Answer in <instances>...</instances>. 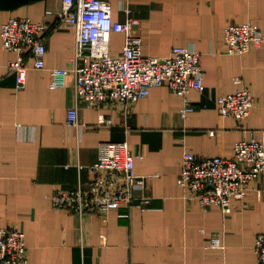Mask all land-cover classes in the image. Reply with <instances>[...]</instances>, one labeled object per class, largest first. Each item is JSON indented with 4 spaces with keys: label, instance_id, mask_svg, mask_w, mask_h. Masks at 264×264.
<instances>
[{
    "label": "crops",
    "instance_id": "0c3cea01",
    "mask_svg": "<svg viewBox=\"0 0 264 264\" xmlns=\"http://www.w3.org/2000/svg\"><path fill=\"white\" fill-rule=\"evenodd\" d=\"M113 19L124 21L123 8L135 20L145 55L167 57L175 46L200 54L205 89L189 93L193 110L165 86L126 113L119 103L92 109L75 99L72 76L64 88H51V70L68 66L74 32L52 30L46 41L44 70L29 68L26 86L15 88L0 54V226L17 227L26 239L24 264H257L254 243L264 231V181L248 187L246 205L233 200L223 215L186 200L178 185L184 147L197 157H232L241 138L259 137L264 128V45L229 55L224 43L228 24L254 22L264 36V0H106ZM63 0H0V28L11 17L33 22L57 20ZM1 42V39H0ZM124 35L110 37L113 55ZM242 82L236 83V78ZM255 99L241 124L217 113V98L241 86ZM77 108L82 128L67 125V111ZM103 117L109 124L100 123ZM209 130H215L214 136ZM127 140L142 185L133 190L134 205L103 214L56 211L51 195L85 186L89 166L102 142ZM220 237L223 248L210 247Z\"/></svg>",
    "mask_w": 264,
    "mask_h": 264
},
{
    "label": "built area",
    "instance_id": "2783aa9c",
    "mask_svg": "<svg viewBox=\"0 0 264 264\" xmlns=\"http://www.w3.org/2000/svg\"><path fill=\"white\" fill-rule=\"evenodd\" d=\"M124 21L113 19L111 5L106 0H63L57 20L33 22L29 17H11L0 28V54L13 52L16 57L7 62L14 75L15 88H25L29 68L44 70L47 48L45 41L52 30L67 27L74 32L73 53L68 66L51 70V88H64L67 76L73 77L75 99L89 108L99 109L108 102L119 103L127 113L129 107L148 96L152 87L165 86L183 102L181 114L193 110L189 93L205 89L204 70L200 54L189 47L175 46L167 57L145 55L142 39L132 29L135 20L129 8L122 9ZM124 35L121 53L113 55L110 37ZM224 43L229 55H241L264 45V36L252 22L228 24ZM241 83V78L235 79ZM255 99L248 88L241 86L233 93L217 98V113L235 119L241 128L250 116ZM67 125L82 128L77 108L67 111ZM100 123L109 124L105 118ZM214 136L215 130H209ZM243 137L234 144L232 157H197L184 147L177 183L185 191L186 200H197L203 209L216 206L223 215L231 212L233 200L246 205L248 187L264 181V128L260 136ZM99 157L88 168L91 179L72 189H59L51 195L56 211H68L79 217L86 213L105 215L135 202L133 190L142 185L135 173V156L127 140L107 141L99 145ZM210 247L223 248L220 237H212ZM257 264H264V231L254 243ZM24 232L17 227L0 226V264H24L27 261Z\"/></svg>",
    "mask_w": 264,
    "mask_h": 264
}]
</instances>
